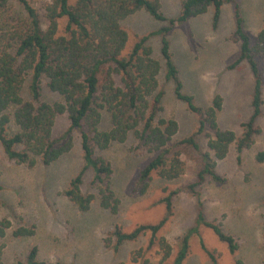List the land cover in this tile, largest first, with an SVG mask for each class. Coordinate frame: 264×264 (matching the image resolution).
I'll list each match as a JSON object with an SVG mask.
<instances>
[{
    "label": "trees",
    "instance_id": "1",
    "mask_svg": "<svg viewBox=\"0 0 264 264\" xmlns=\"http://www.w3.org/2000/svg\"><path fill=\"white\" fill-rule=\"evenodd\" d=\"M5 2L2 0L1 5ZM17 2L24 16H15L12 25L0 31V149L6 157L30 168L38 162L50 165L71 149L70 132L78 130L83 163L63 193L78 211L89 210L97 200L101 208L114 215L119 211L120 202L113 188L114 168L103 155L104 151L113 144L125 142L132 134L138 147L152 154L138 178L139 191L144 193L153 172L165 180L178 178L184 171V162L176 147L185 144L200 151L197 137L202 135L206 138L207 151L200 152L197 180L186 186L197 198V214L194 224L180 238L172 264H183L193 235L198 237L211 263L218 264L214 252L205 246L199 235L201 225L209 227L233 253L238 248L234 237L226 233L221 224L205 219L200 187L207 177L222 182L224 178L216 171L217 161L224 159L234 146L236 160L240 163L242 151L253 144L261 131L255 123L262 115L263 105L264 21L252 42L245 30L238 0H182L178 17L156 31L138 36L125 52L128 34L122 20L144 9L155 19L165 21L160 0H76L73 5L68 0H46L41 6L43 19L29 0ZM225 2L232 4V38L239 43L238 56L227 68L233 69L245 62L253 77L252 112L249 120L242 124L244 131L240 137L219 126L217 113L222 107L219 95L203 108L195 103L191 94L183 93L166 37L177 23L203 14L209 6L214 9L215 26ZM61 18L66 19V24L59 34ZM153 36L160 37L159 53L165 78L173 82L175 97L183 101L195 117L194 133L181 140L175 137L177 122L161 115L164 94L158 80L161 62L154 57L149 44ZM43 82L59 99L52 102L42 99ZM103 112L109 116L107 129L102 128ZM62 114L67 115L69 126L62 135L55 137V119ZM255 158L264 162V150L258 151ZM88 169L93 172L91 184L95 192L86 193L81 185ZM177 192L169 191L161 198L165 211L157 222L138 224L129 231L114 224L103 239L105 246L118 251L123 243L135 241L149 232L146 247L132 251L130 260L153 264L145 253L157 245L161 254L158 264H164L171 256L172 247L158 233L173 214V198ZM11 227L8 218L0 220V239L7 236ZM35 233V224H30L19 225L10 234L24 238ZM3 247L4 243L0 244V259ZM38 253V247L33 245L24 259L15 264H74L58 260L48 262L40 259Z\"/></svg>",
    "mask_w": 264,
    "mask_h": 264
},
{
    "label": "rangeland",
    "instance_id": "2",
    "mask_svg": "<svg viewBox=\"0 0 264 264\" xmlns=\"http://www.w3.org/2000/svg\"><path fill=\"white\" fill-rule=\"evenodd\" d=\"M43 19L41 6L46 0H29ZM182 0H160V11L165 21L155 19L141 9L127 16L121 24L128 34L125 52L138 36L158 30L170 19L180 14ZM244 17V27L251 41L264 21V0H238ZM0 0V31L12 25L15 16H24L17 0ZM73 5L76 0H68ZM212 6L201 15L177 23L167 34L172 59L176 65L183 93L191 94L197 105L206 108L215 95L222 98L221 110L217 113L219 126L229 129L237 137L243 134V123L250 118L252 107L253 77L248 65L228 69L239 53V43L232 38L234 18L232 4L221 6L219 19L214 26ZM66 19L59 20L58 33L63 32ZM160 37L153 36L149 44L154 57L160 60L159 88L163 90L162 112L165 118H172L178 124L176 140L194 133L196 121L186 104L174 94V84L165 78L163 60L160 58ZM264 79V63L261 62ZM27 89V88H25ZM27 90L24 91L26 96ZM42 99L48 102L59 99L51 93L45 82ZM262 115L256 119L260 133L253 144L244 149L241 162L236 160L234 146L224 159L218 160L216 171L224 180L216 182L207 177L200 187V200L207 221L219 223L222 229L232 235L238 248L230 253L227 244L220 241L213 231L204 225L199 235L205 246L214 252L218 264H264V162L255 158L264 150V84L262 87ZM109 116L103 112L102 128L110 126ZM69 126L66 114L56 117L53 135H62ZM14 127V126H13ZM71 149L50 165L38 162L27 167L10 160L0 149V220L8 218L12 227L0 244L4 243L0 264H15L24 259L30 247L36 245L39 258L48 262L64 261L74 264H140L130 260L132 251L145 248L150 233L135 241L123 243L118 251L107 248L103 239L109 235L114 224L125 231L142 223L157 222L165 211L161 202L169 191L178 190L173 198V214L159 231L172 247V253L164 264H172L178 250L180 238L194 224L197 214V198L187 185L197 180L201 168L200 152L207 151L206 138L198 135L200 151L181 144L176 148L184 162L183 173L174 180L162 179L157 172L151 174L149 185L141 193L138 178L141 169L153 157L138 147L134 136L129 135L123 143L113 144L103 155L114 168L113 188L119 198L117 214H110L93 201L89 210L78 211L64 195L70 179L82 166L79 131L73 129ZM92 170L83 174L81 189L95 192L92 186ZM35 224L32 237L15 238L10 233L19 225ZM145 256L158 264L161 254L158 246L146 251ZM183 264H212L201 249L196 235L190 238L189 253Z\"/></svg>",
    "mask_w": 264,
    "mask_h": 264
}]
</instances>
